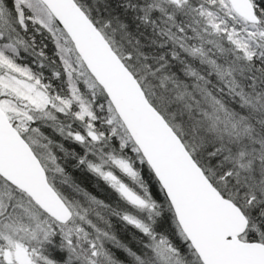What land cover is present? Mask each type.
<instances>
[{
	"label": "snow or ice",
	"instance_id": "snow-or-ice-1",
	"mask_svg": "<svg viewBox=\"0 0 264 264\" xmlns=\"http://www.w3.org/2000/svg\"><path fill=\"white\" fill-rule=\"evenodd\" d=\"M0 264H264V0H0Z\"/></svg>",
	"mask_w": 264,
	"mask_h": 264
},
{
	"label": "rangeland",
	"instance_id": "rangeland-1",
	"mask_svg": "<svg viewBox=\"0 0 264 264\" xmlns=\"http://www.w3.org/2000/svg\"><path fill=\"white\" fill-rule=\"evenodd\" d=\"M78 175H79L80 180L84 182L85 187H87L90 191H93L96 195L103 197L104 193L101 192L99 189H96L95 187H93L94 185L93 178L88 177L87 179H85L81 173H79Z\"/></svg>",
	"mask_w": 264,
	"mask_h": 264
},
{
	"label": "trees",
	"instance_id": "trees-1",
	"mask_svg": "<svg viewBox=\"0 0 264 264\" xmlns=\"http://www.w3.org/2000/svg\"><path fill=\"white\" fill-rule=\"evenodd\" d=\"M70 171H71V170H70ZM76 174H77V175H76ZM78 174H79V172H74V173H73L74 177H75L77 180H80V178H79V175H78Z\"/></svg>",
	"mask_w": 264,
	"mask_h": 264
}]
</instances>
